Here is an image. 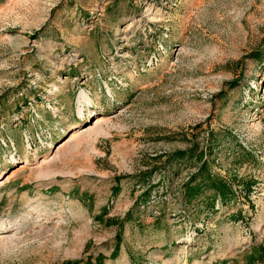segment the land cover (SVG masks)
<instances>
[{"label": "rangeland", "instance_id": "1", "mask_svg": "<svg viewBox=\"0 0 264 264\" xmlns=\"http://www.w3.org/2000/svg\"><path fill=\"white\" fill-rule=\"evenodd\" d=\"M203 165L252 179L253 209L187 205ZM263 243L264 0H0V264H244Z\"/></svg>", "mask_w": 264, "mask_h": 264}, {"label": "trees", "instance_id": "2", "mask_svg": "<svg viewBox=\"0 0 264 264\" xmlns=\"http://www.w3.org/2000/svg\"><path fill=\"white\" fill-rule=\"evenodd\" d=\"M203 165L198 170V174L191 177L184 184V200L187 205L196 202L200 196H203L207 191H212L210 197L204 198V209L207 211H214L215 204L226 206L236 202V192L238 189L242 197L248 203L249 208L253 209L250 195L253 191L255 182L250 178L234 176L233 179L217 177L210 174ZM231 217L234 220L242 219L241 212L237 211ZM264 263V243L252 249V251L244 258V264H263Z\"/></svg>", "mask_w": 264, "mask_h": 264}]
</instances>
